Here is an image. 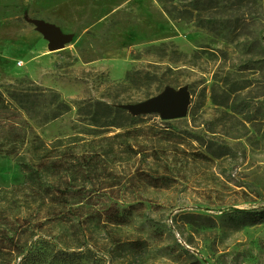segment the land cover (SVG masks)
Here are the masks:
<instances>
[{
	"label": "rangeland",
	"instance_id": "rangeland-1",
	"mask_svg": "<svg viewBox=\"0 0 264 264\" xmlns=\"http://www.w3.org/2000/svg\"><path fill=\"white\" fill-rule=\"evenodd\" d=\"M163 1L0 0V264H264V0Z\"/></svg>",
	"mask_w": 264,
	"mask_h": 264
},
{
	"label": "water",
	"instance_id": "water-1",
	"mask_svg": "<svg viewBox=\"0 0 264 264\" xmlns=\"http://www.w3.org/2000/svg\"><path fill=\"white\" fill-rule=\"evenodd\" d=\"M30 24L34 25L36 30L47 40L48 50L58 51L72 38L71 35L62 34L58 27L49 22L33 19L30 20ZM189 104L190 93H188L186 86L178 87L175 90L166 86L158 95L142 102L119 104L117 107L127 111L132 116L157 114L159 118L164 120H176L186 117Z\"/></svg>",
	"mask_w": 264,
	"mask_h": 264
},
{
	"label": "trees",
	"instance_id": "trees-1",
	"mask_svg": "<svg viewBox=\"0 0 264 264\" xmlns=\"http://www.w3.org/2000/svg\"><path fill=\"white\" fill-rule=\"evenodd\" d=\"M162 2H163V5L164 6H166V4H164V1L163 0H161ZM119 109V108H118ZM147 176V175H146ZM154 181H156L155 179H154ZM154 184V183H153ZM82 237V238H81ZM86 237V236H85ZM83 235L82 236H79V234L78 233H76L75 231H72L71 233H70V239H69V241L70 240H74V241H79V239H86ZM78 244L77 245H80V246H83V245H85V243L83 242V240H82V242H77ZM62 255H65L67 258H69V263H71L72 262V260L74 261V257H76V256H81V254L80 253H76V252H71V253H68V252H63V253H61Z\"/></svg>",
	"mask_w": 264,
	"mask_h": 264
}]
</instances>
